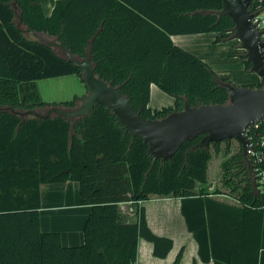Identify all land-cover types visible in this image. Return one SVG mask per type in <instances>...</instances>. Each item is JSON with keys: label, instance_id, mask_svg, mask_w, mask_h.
Instances as JSON below:
<instances>
[{"label": "trees", "instance_id": "16d2710c", "mask_svg": "<svg viewBox=\"0 0 264 264\" xmlns=\"http://www.w3.org/2000/svg\"><path fill=\"white\" fill-rule=\"evenodd\" d=\"M10 1L0 0V264H134L139 238L152 242L153 254L163 258L172 240L149 229L140 205L152 195L180 198L202 262L264 264V208L252 191L240 144L222 166L223 183L236 193L232 203L216 198L223 192L210 190L207 182L210 147L218 150L219 143L191 149L200 137L184 141L161 164L104 106L74 119L19 114L76 106V96L42 101L37 80L75 74L83 81L82 69L39 35L55 38L75 58L87 53L95 74L118 86L143 118L161 119L185 101L227 102L220 83L230 81L170 37L205 32L219 33L216 41L233 37L231 18L218 15L222 1L56 0L45 16L39 0H17L21 24L36 38L18 27ZM239 56L249 70L244 53ZM151 84L172 96L174 106L150 109ZM68 180L78 182L80 200L90 206L84 241L74 246H64L59 232L39 227L40 185ZM123 203L133 207L130 214Z\"/></svg>", "mask_w": 264, "mask_h": 264}, {"label": "water", "instance_id": "95a60500", "mask_svg": "<svg viewBox=\"0 0 264 264\" xmlns=\"http://www.w3.org/2000/svg\"><path fill=\"white\" fill-rule=\"evenodd\" d=\"M219 16H228L234 24L233 37L245 50V59L250 63L249 70L260 77L263 86L251 87L221 82L228 93L225 103L190 105L184 102L183 108L173 110L161 119L143 118L138 111L129 105L128 98L118 86H112L99 78L94 71L87 53L83 58H75L67 48L58 42L43 43L48 46H59L66 58L82 69V80L87 88L80 104L72 109L61 106L49 107L45 113L35 110L19 112L21 116L33 115L45 119L52 114L65 118L88 116L97 106H104L115 116L116 121L131 137H140L147 144V152L152 160L163 164L170 160L184 141H193L191 149L208 147L210 143H220L235 139L241 146V157L247 161V141L243 130L264 117V50L257 33L253 30L248 13L249 0H221ZM16 0L9 2L15 10ZM21 25L19 18L18 27Z\"/></svg>", "mask_w": 264, "mask_h": 264}, {"label": "crops", "instance_id": "0c3cea01", "mask_svg": "<svg viewBox=\"0 0 264 264\" xmlns=\"http://www.w3.org/2000/svg\"><path fill=\"white\" fill-rule=\"evenodd\" d=\"M39 1L43 14L49 16L56 0ZM15 9L17 13L16 18L19 20L16 3ZM20 28L27 35L34 36L33 33L26 30L24 25L21 24ZM218 35L219 33L207 32L174 34L170 37L174 44L196 55L208 65H212L210 54L205 53L204 49L206 47H220L222 43L216 42V37ZM71 75L73 74L67 75V77ZM61 77L44 78L36 81V87L42 101L49 103L61 102L71 100L75 96L82 97L86 94V92L80 91L75 92L72 98H64L68 90L63 88L65 85L59 81ZM57 84L63 86L61 87L59 85L60 87H58ZM174 104L175 101L172 96L166 95L155 84L150 85V97L148 102V107L150 109L155 110L163 107H173ZM215 188L210 187L209 189L213 190ZM39 192L40 230L59 232L61 243L64 246L82 244L84 241L83 225L90 211V206L81 202L78 182L68 180L64 182L42 183L39 187ZM221 192L223 193L217 194L215 197L228 202V194L224 190H221ZM140 205L144 207L145 220L149 229L157 236L170 238L172 240V248L165 257L160 258L153 254L152 242L144 238H139L138 253L134 264H172L180 251H182V255L178 264H193L194 259L196 260V264H213L211 261L205 263L199 260L197 255L198 246L191 232H189L186 227L184 217L180 210L181 202L179 197L152 195L149 199L141 201ZM121 209L130 214L133 207L123 203L121 204Z\"/></svg>", "mask_w": 264, "mask_h": 264}, {"label": "rangeland", "instance_id": "374dc122", "mask_svg": "<svg viewBox=\"0 0 264 264\" xmlns=\"http://www.w3.org/2000/svg\"><path fill=\"white\" fill-rule=\"evenodd\" d=\"M207 33V32H205ZM215 34H217L215 32ZM31 38H36L37 36L28 35ZM41 39L47 42H56V39L53 37H48L46 35H39ZM217 42V41H216ZM221 42V46L218 47H206L204 49L205 53L210 54L211 63L210 65L214 72L220 76L225 77L233 84L236 85H252L256 84L260 81V77L255 73L248 69H245L243 66V62L239 56L240 53H244L245 50H243L240 47V42L237 38L231 37L225 40L218 41ZM216 45V44H214ZM55 50L59 53H64V51L59 46H54ZM223 50V55H222ZM226 51V53H225ZM61 77V76H60ZM59 81L63 83V85L59 84L61 87L66 88L68 90V93L64 95V98H72L73 94L75 92H86L87 89L83 81L81 79L73 74L71 76H62ZM58 84L57 86L60 87ZM70 88V89H69ZM165 93V92H164ZM166 94V93H165ZM168 95V94H166ZM170 96V95H168ZM84 95L82 97H77L76 106L80 104L81 100L83 99ZM227 150V151H226ZM239 150V143L235 139H231L229 142L221 141L219 143L218 150H215L213 147H210V160L208 162V176H207V182L210 185V187L213 188H219L221 190H224L227 194L229 193V199L227 198V201L236 203L235 200H233L234 195L236 193L231 190L232 185H225L223 183L225 175L223 174V162L227 160L232 155L236 154ZM232 170H236V168L233 166ZM234 183L238 182V178H234Z\"/></svg>", "mask_w": 264, "mask_h": 264}, {"label": "built area", "instance_id": "2783aa9c", "mask_svg": "<svg viewBox=\"0 0 264 264\" xmlns=\"http://www.w3.org/2000/svg\"><path fill=\"white\" fill-rule=\"evenodd\" d=\"M247 9L252 28L264 50V0H249ZM242 134L247 141V161L244 165L252 191L261 198L260 206L264 208V117L248 124Z\"/></svg>", "mask_w": 264, "mask_h": 264}]
</instances>
